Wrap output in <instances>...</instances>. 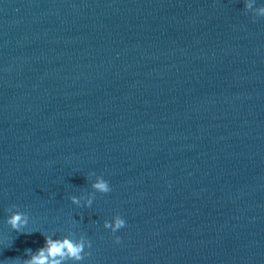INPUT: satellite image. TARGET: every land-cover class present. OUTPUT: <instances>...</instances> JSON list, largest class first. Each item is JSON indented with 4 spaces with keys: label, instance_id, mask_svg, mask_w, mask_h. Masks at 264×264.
<instances>
[{
    "label": "clouds",
    "instance_id": "1",
    "mask_svg": "<svg viewBox=\"0 0 264 264\" xmlns=\"http://www.w3.org/2000/svg\"><path fill=\"white\" fill-rule=\"evenodd\" d=\"M256 0H245L244 8L248 12H255L254 18L264 17V5L256 7ZM94 175L93 173L89 174ZM91 188L94 190L92 194L87 197L84 196H70L71 202L77 206H80L83 201V206L90 207L93 204L95 193L107 194L111 191V187L102 176H97L91 183ZM15 206L7 209L10 215L6 219L7 225L17 233H26L23 229L26 227L29 221V216L26 212H21L18 209L13 211ZM125 220L119 215H115L111 222L104 221L103 227L110 229L112 233H116L121 228L125 227ZM31 234V233H27ZM73 235H66L62 238L53 239L51 236H44V245L33 252L31 249L25 250V256L22 264H80L86 257L90 255V252L86 249L91 248V241L84 235L73 238ZM116 243H120V237L115 238Z\"/></svg>",
    "mask_w": 264,
    "mask_h": 264
}]
</instances>
